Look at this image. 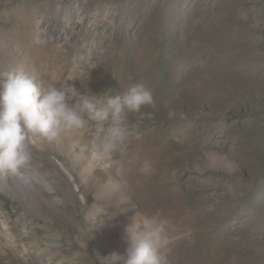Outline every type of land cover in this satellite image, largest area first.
<instances>
[{"label":"rangeland","instance_id":"rangeland-1","mask_svg":"<svg viewBox=\"0 0 264 264\" xmlns=\"http://www.w3.org/2000/svg\"><path fill=\"white\" fill-rule=\"evenodd\" d=\"M17 66L57 87L76 77L67 83L81 93L143 82L154 103L128 113L138 135L113 154L112 173L136 191L140 210L168 221V264H244L252 240L242 228L251 222L264 237V0H0V73ZM101 136L90 123L63 139L87 152ZM29 151L21 172L37 186H0V264L124 255L122 202L82 184L57 150ZM145 160L150 174L140 171Z\"/></svg>","mask_w":264,"mask_h":264},{"label":"clouds","instance_id":"clouds-1","mask_svg":"<svg viewBox=\"0 0 264 264\" xmlns=\"http://www.w3.org/2000/svg\"><path fill=\"white\" fill-rule=\"evenodd\" d=\"M57 87L35 69L21 66L0 73V173H20L30 162L29 143H49L77 136L90 123L102 133L93 143V161L110 167L112 156L123 151L130 137L138 134L128 126V113H140L154 103L151 89L137 82L115 95L81 93L67 81ZM140 171H153L143 161ZM169 223L157 213H136L124 227V255L113 252V264H168Z\"/></svg>","mask_w":264,"mask_h":264},{"label":"bare ground","instance_id":"bare-ground-1","mask_svg":"<svg viewBox=\"0 0 264 264\" xmlns=\"http://www.w3.org/2000/svg\"><path fill=\"white\" fill-rule=\"evenodd\" d=\"M29 144L32 146H36L39 149H45L49 147L53 150H57L58 152H60L61 155L68 158V161L72 165V168L77 171L78 178L80 179V182L82 184H85L87 187L89 186V187L94 188V190H97L100 193V195L106 198L108 201L119 200L120 202H122V205H121L122 215H120L119 216L120 218L117 219V222H118L117 224L122 226L123 231H124L125 225H127L130 222L131 217H133L136 213H143V214H153L154 213L151 211V209H143V210L141 209L140 210L138 206L132 201V197L137 196L136 191L132 187L129 186L126 180L125 182L122 180L118 182L116 180L117 176H115L112 173L113 163H111L110 167H103L102 165L96 163L91 158L90 151H87V152L85 151L86 147L83 144L81 143L79 144L78 142L74 140L67 141L63 138L53 143H49L47 141L37 138L34 140V142H31ZM244 149H247V146ZM53 164L58 171L62 172L67 177V180L70 183L73 182L74 176L70 172L69 168L65 167V165L62 164L60 161L57 163H53ZM210 164L211 163H208V165ZM100 173H102V176H105V179H106V183L102 184L103 186L98 183L100 179L99 178ZM1 175L3 177V183L1 182V184L3 185H0L1 188L6 187L7 185L6 179H9V178L15 181L18 180L20 184H22L23 186L31 187V189H34L37 186V183L34 181L32 177V173H29V172L23 171L17 174L1 173ZM47 186L49 187V190H53L52 187L50 188L49 185ZM178 193H179V188L175 187L174 194L177 196ZM82 199L84 200V198ZM96 212H98L97 209H96ZM159 214L161 215L162 218H164V216L161 213ZM183 220L184 219L180 217L178 219V222L180 223ZM249 225H252V223L250 222L247 224V226H245V228H242L245 230L244 232L248 233V237L253 242V243L252 242L249 243L246 248V251L242 252V254L247 257V259L244 261V264H250L251 262H253L254 258H258L264 261V245H263L264 237L263 235L258 233V231L256 232L249 231L247 229ZM212 230H215V229H212ZM236 231H239V230H236ZM206 237H209V235H206ZM96 242L104 243V232L102 230L97 232ZM169 249H171L170 244L168 245V249L166 251H168Z\"/></svg>","mask_w":264,"mask_h":264}]
</instances>
